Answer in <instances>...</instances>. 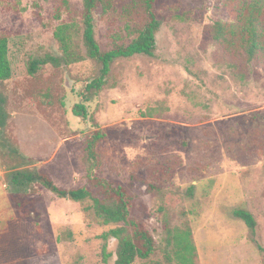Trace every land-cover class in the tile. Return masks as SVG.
Here are the masks:
<instances>
[{"label":"rangeland","instance_id":"374dc122","mask_svg":"<svg viewBox=\"0 0 264 264\" xmlns=\"http://www.w3.org/2000/svg\"><path fill=\"white\" fill-rule=\"evenodd\" d=\"M134 1L110 0L106 12L94 13L102 52L136 36L121 17ZM223 3L155 0L154 56L115 59L101 90L86 94L91 100L83 119L72 110L86 83L99 77L100 64L82 43L81 0H0V37L8 39L12 69L11 80L0 83V109L9 141L31 160L22 168L42 171L66 190L85 186L95 193L89 177L124 187L132 217L157 245L149 259L133 264H178L167 227L172 234L191 232L195 264H264V67L218 50L209 27L228 19ZM64 24L73 26L70 50L80 58L67 65L54 36ZM48 56L61 59L59 65L28 73L31 61ZM95 131L104 137L94 164L85 146ZM13 163L23 160L0 157V242L9 238L1 223L16 214L2 187L3 167ZM149 185L165 191L164 198ZM26 198L30 207L18 214L23 228L14 233L25 256L16 264H114L116 241L103 238L113 226L85 211L91 201L60 198L39 184ZM237 208L253 216L262 251L233 217Z\"/></svg>","mask_w":264,"mask_h":264},{"label":"trees","instance_id":"16d2710c","mask_svg":"<svg viewBox=\"0 0 264 264\" xmlns=\"http://www.w3.org/2000/svg\"><path fill=\"white\" fill-rule=\"evenodd\" d=\"M224 7L228 13L227 20H219L209 27L212 40L219 48L218 50L231 60L245 58L248 62H255L264 67V0H223ZM63 4L67 5L65 1ZM155 0H137L125 5L122 8L121 17L131 22L130 33L136 36L126 46L115 47L109 51L102 52L94 37V13L101 8L106 12L110 6V0H81L82 10L80 12L82 43L86 54L90 59L100 64V75L86 83L84 93L80 92V102L73 107L72 113L83 119L88 118V106L91 97L86 95L91 91H100L105 78L109 72L111 63L118 58H131L133 56L153 57L155 50V35L159 29L157 15L154 12L153 5ZM58 12V10H57ZM59 15L57 14L56 17ZM78 24L73 23V26ZM72 24L59 26L54 36L60 43L63 51L65 64L78 62L80 58L74 57L72 49L71 31ZM129 26V25H128ZM79 28V26H78ZM80 31V28L79 30ZM61 59L48 56L43 60H33L30 62L28 73L33 75L38 68L51 63L58 66ZM12 71L8 58V39L0 37V83L11 79ZM46 97V95L44 96ZM256 116H252L256 120ZM264 120L261 116L260 119ZM7 117L3 109H0V157L12 156L21 158L23 164L13 163L4 168L6 172V188L9 190V199L15 217L1 225H5L4 230L9 233V238L0 242V264H16L18 257L25 256V243L14 233L17 228H23L19 223L18 214L29 208L26 198L27 191L33 184H39L47 191L60 198H69L75 202L91 201V205L85 208L94 210L95 215L102 219L105 225H112L113 228L108 231L103 238L107 241L112 238L116 241L114 264H133L136 258L147 260L156 251L157 245L153 235L144 226L131 215V198L121 185H112L105 179L99 177H89L91 187L95 190L93 193L87 187L82 186L69 190L59 188L54 181L44 172L22 168L30 165L31 160L22 155L17 146L9 141L6 136ZM104 137L99 131L93 132L86 139L85 150L89 160L96 163V145ZM93 164L92 167L95 165ZM2 165V164H1ZM150 191H157L161 199L164 198L165 191L149 185ZM235 219L244 223L251 240L256 244L259 251L262 247L256 240V222L244 208H237L232 211ZM166 222V220H165ZM3 230V231H4ZM167 245L174 243V256L178 264H195L196 249L191 239V232L187 229L180 230L175 228L172 234L167 227ZM172 240V242H170ZM107 250L106 244L103 251ZM110 253H105L104 257L109 258ZM160 264V263H155Z\"/></svg>","mask_w":264,"mask_h":264},{"label":"crops","instance_id":"0c3cea01","mask_svg":"<svg viewBox=\"0 0 264 264\" xmlns=\"http://www.w3.org/2000/svg\"><path fill=\"white\" fill-rule=\"evenodd\" d=\"M10 65H11V64H10ZM11 71H12V69H11ZM11 78H12V76H11ZM10 80H11V79H10ZM24 156H25V155H24ZM2 187L6 188V184H4ZM2 189H3V188H2ZM4 193H5V191L3 190V193H2V194H3L4 197H5V194H4ZM1 198H2V197H1ZM6 198H8V197L6 196ZM2 201H4V200L2 199Z\"/></svg>","mask_w":264,"mask_h":264}]
</instances>
